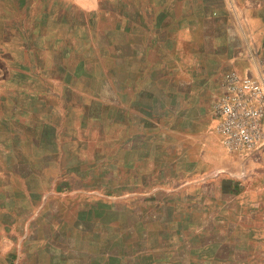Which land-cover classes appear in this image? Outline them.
Segmentation results:
<instances>
[{
	"label": "rangeland",
	"instance_id": "rangeland-1",
	"mask_svg": "<svg viewBox=\"0 0 264 264\" xmlns=\"http://www.w3.org/2000/svg\"><path fill=\"white\" fill-rule=\"evenodd\" d=\"M163 1L120 0L122 23L107 14L94 23L93 37L81 38L78 29L76 40L63 42L58 36L66 19L59 26L55 13L44 23L42 1L0 0L1 242L6 226L33 227V244H44L40 259L47 264L60 247L56 240L65 250L88 246V230L106 235L115 229L111 218L120 219L128 208L141 211L135 185L148 179L157 185L141 198L178 199L175 185L212 178L215 141L227 154L212 113L215 97L205 110L204 132L183 134L172 126L199 108L191 95L198 88L188 84L196 49L183 41L195 32L174 30L185 1ZM167 6L175 15L160 16ZM110 7L115 12V3ZM154 22L171 29L154 32ZM145 36L160 41L148 48L132 43ZM138 110L154 119L143 127L151 137L136 134ZM179 209H172L174 226Z\"/></svg>",
	"mask_w": 264,
	"mask_h": 264
},
{
	"label": "crops",
	"instance_id": "crops-1",
	"mask_svg": "<svg viewBox=\"0 0 264 264\" xmlns=\"http://www.w3.org/2000/svg\"><path fill=\"white\" fill-rule=\"evenodd\" d=\"M40 1L44 3V23L55 13L60 14L59 26L66 19L62 36H58L63 42L76 40L78 29L81 38L93 37L97 30L94 23L107 14L119 23L124 16L120 0ZM180 1L185 3L176 14L179 20L174 30L187 34L195 32L191 40L183 41L190 43V49H196V57H192L190 63L191 72L188 71L191 75L188 84L198 88L191 95L199 108L181 115L179 122L172 126L183 134L194 135L207 129L209 122L205 110L212 97L216 99L222 94L223 75L230 71L244 74L251 70L256 57L264 56V0ZM188 1L196 2L195 7H187ZM113 3L115 12L110 7ZM169 15L175 12L169 6L163 7L160 16ZM145 26L142 27L144 31H149ZM151 28L154 32L156 28L165 31L171 29V25H155L154 22ZM146 39L132 43L148 48L160 41ZM245 45L247 49L243 53ZM136 114L140 121L136 134L151 137L153 134L143 127L154 124V119L142 110ZM169 118L171 124L174 120ZM201 155L204 156L202 151ZM204 158L199 155V159ZM189 174L195 173L189 171ZM211 176L199 184L188 179L175 185L174 188L181 192L178 199L156 198L155 195L141 198L157 185L149 179L142 187L135 185L132 193L140 195L137 199L141 201L136 205L141 211L128 208L123 217L118 216L120 219L111 218L109 221L115 229L106 235L93 231L94 228L88 230V246L65 250L61 248L64 243L56 240L60 247L52 250L47 264H264V148L247 157H237L223 154L215 141V169ZM138 177L135 175L134 180ZM176 205H180V209L179 216L175 215L174 226L170 217ZM84 220L91 223V219ZM6 227L7 237L0 241V260L4 264H43L40 255L44 244H33L38 240L37 235L34 237L36 230L24 226L11 231Z\"/></svg>",
	"mask_w": 264,
	"mask_h": 264
},
{
	"label": "built area",
	"instance_id": "built-area-1",
	"mask_svg": "<svg viewBox=\"0 0 264 264\" xmlns=\"http://www.w3.org/2000/svg\"><path fill=\"white\" fill-rule=\"evenodd\" d=\"M222 87L212 104L221 147L237 157L257 153L264 148V56L244 74L225 73Z\"/></svg>",
	"mask_w": 264,
	"mask_h": 264
}]
</instances>
